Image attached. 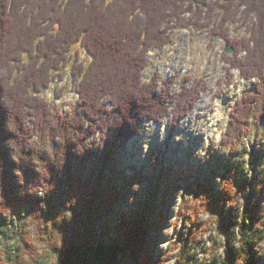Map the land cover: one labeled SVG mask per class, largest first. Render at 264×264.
I'll return each mask as SVG.
<instances>
[{
	"label": "trees",
	"instance_id": "1",
	"mask_svg": "<svg viewBox=\"0 0 264 264\" xmlns=\"http://www.w3.org/2000/svg\"><path fill=\"white\" fill-rule=\"evenodd\" d=\"M242 6L240 22L250 36L234 40L226 25ZM203 7L207 27L223 12L211 35L233 49L222 58L228 84L233 71L254 81L231 105L222 137V146L236 151L252 122L264 120V0H0V218L30 221L22 254L9 256L12 263L33 264L42 240L57 264H158L147 248L151 217L125 207L136 193L131 178L116 177V162L145 123L170 119L176 127L207 89L183 80L174 94L176 79L159 86L158 73L145 78L148 54L171 42L172 24H182L186 13L201 20ZM77 44L92 56L88 66L78 64ZM66 68L79 102L63 114L41 94ZM96 134L95 146L88 139ZM231 174L223 177L221 197L203 192L197 207L201 194H189L180 215L196 218L229 200L236 184ZM248 205L235 223L240 246L224 264H258L257 211Z\"/></svg>",
	"mask_w": 264,
	"mask_h": 264
},
{
	"label": "rangeland",
	"instance_id": "2",
	"mask_svg": "<svg viewBox=\"0 0 264 264\" xmlns=\"http://www.w3.org/2000/svg\"><path fill=\"white\" fill-rule=\"evenodd\" d=\"M203 8L201 20L194 13H186L182 24H172L171 42L148 54L150 65L145 78L149 82L158 73L159 86L176 79L174 94L180 91L183 80H188L189 86L200 82V88L205 85L207 89H200L190 115L176 127L170 119L145 123L143 135L132 139L119 153L115 175L121 180L131 178L136 197L127 202V210L144 209L151 217L147 237L151 260L158 264H224L229 252L240 246L235 223L240 222L245 204L249 203L257 211L256 258L258 264H264V120L252 122L251 134L240 141L236 151L222 146L231 105L254 88V81L240 80L239 72L233 71V83L228 84L222 58L224 52L231 56L233 49L227 52L231 44L220 35H211L223 12L217 10L212 15V25L207 27ZM245 8L242 6L236 19L226 25L231 39L250 36L240 22ZM78 51V64L88 66L92 56L80 44L73 49L74 54ZM69 69H65L63 79L56 78L51 88L41 94L45 102L63 114L70 113L79 102ZM88 141L96 146L99 134ZM228 172L236 181L235 190H229V200L215 203L212 211H200L196 218L191 213L180 215L189 194H201L197 207L206 199L203 192L210 190L221 197L227 189L223 177ZM29 222L24 215L0 218V261L14 264L9 256L17 260L22 254ZM36 246L40 252L33 264H57L46 242L39 240Z\"/></svg>",
	"mask_w": 264,
	"mask_h": 264
},
{
	"label": "water",
	"instance_id": "3",
	"mask_svg": "<svg viewBox=\"0 0 264 264\" xmlns=\"http://www.w3.org/2000/svg\"><path fill=\"white\" fill-rule=\"evenodd\" d=\"M227 52L232 53V48H228Z\"/></svg>",
	"mask_w": 264,
	"mask_h": 264
},
{
	"label": "bare ground",
	"instance_id": "4",
	"mask_svg": "<svg viewBox=\"0 0 264 264\" xmlns=\"http://www.w3.org/2000/svg\"><path fill=\"white\" fill-rule=\"evenodd\" d=\"M109 27V26H108ZM89 40H91V39H89ZM94 41V40H93ZM92 49V48H91ZM110 54V53H109ZM116 92V91H115ZM152 109V108H151ZM227 190V189H226ZM5 208V207H4ZM74 230V229H73Z\"/></svg>",
	"mask_w": 264,
	"mask_h": 264
}]
</instances>
